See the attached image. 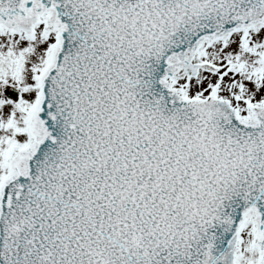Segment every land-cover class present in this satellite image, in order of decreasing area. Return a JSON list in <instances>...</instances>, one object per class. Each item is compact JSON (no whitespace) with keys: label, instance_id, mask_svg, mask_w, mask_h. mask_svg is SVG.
<instances>
[{"label":"snow or ice","instance_id":"1","mask_svg":"<svg viewBox=\"0 0 264 264\" xmlns=\"http://www.w3.org/2000/svg\"><path fill=\"white\" fill-rule=\"evenodd\" d=\"M0 264H264V0H0Z\"/></svg>","mask_w":264,"mask_h":264}]
</instances>
